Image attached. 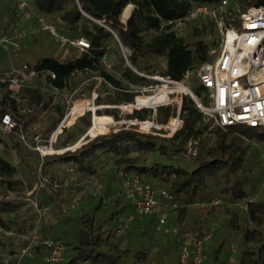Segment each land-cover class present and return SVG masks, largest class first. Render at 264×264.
Instances as JSON below:
<instances>
[{
    "label": "trees",
    "instance_id": "trees-1",
    "mask_svg": "<svg viewBox=\"0 0 264 264\" xmlns=\"http://www.w3.org/2000/svg\"><path fill=\"white\" fill-rule=\"evenodd\" d=\"M21 1L0 0V18L17 9ZM217 1L33 0L37 10L49 16L56 30L66 37V42L72 44V40L82 38L88 46L75 45L78 52L64 59L43 54L27 66L43 79L45 89H64L74 75L88 73L113 89L115 97L105 103L130 102L137 91L132 87L148 80L127 65L120 44L130 50L127 59L137 71L182 79L210 58L209 49L216 43L205 39V26L195 30L199 38L192 41L178 35L172 26L186 18L194 4ZM250 2L264 6V0ZM131 4L129 17L122 21V11ZM112 42L119 77L108 71L104 63ZM7 74V70L0 69V77ZM9 78L10 75L8 79H0L1 88L8 86ZM41 87V84L26 85L24 89L31 100L40 102ZM147 111H136L130 117L144 118ZM5 113L20 123L18 101L9 89L0 94V121ZM181 115L185 117L184 125L172 137L123 128L96 135L73 150L44 156L39 151L23 152L26 146L19 139L20 126L10 131L0 127L10 140L9 145L0 137L4 146L0 150V182L12 190L24 184L32 188L46 164L75 168L86 176L104 174L99 192L90 194L83 204L69 210L46 191L39 193L38 207H54L56 218L42 223L32 255L22 256V264H148L154 255L159 257L155 264H181L177 237H168L167 243L155 247L154 215L136 214L122 235L115 234L121 217L133 211L129 200L117 196L121 180L131 174L141 175L153 186L163 187L173 195L177 203L171 210L173 223L186 232L203 235L208 231L203 221L188 217L190 207L211 205L206 212L210 217L219 210L217 204H212L214 199L227 204L224 211L230 215L226 218L228 231L222 232L218 226L213 228L207 241L211 240L210 244H205L202 264H229L226 246L230 243V233L237 235L236 264H264V128L204 122L202 112L190 97L183 98ZM158 121L163 120L158 118ZM190 140L195 141L194 154L188 152ZM67 142V139L59 140L57 148L65 147ZM15 144L20 152L13 163L2 153L8 152L5 147ZM240 203L243 211L239 214L235 207ZM229 204L233 207L229 208ZM17 208L15 201L0 199V212L10 214ZM45 239L62 245L61 262L44 261L48 251L43 243Z\"/></svg>",
    "mask_w": 264,
    "mask_h": 264
},
{
    "label": "rangeland",
    "instance_id": "rangeland-1",
    "mask_svg": "<svg viewBox=\"0 0 264 264\" xmlns=\"http://www.w3.org/2000/svg\"><path fill=\"white\" fill-rule=\"evenodd\" d=\"M21 2L17 9L5 13L0 18V36H5L8 39L5 45H0L1 70H7V75L11 76L15 72L13 69H20L25 64L31 65L43 54L54 55L64 59L72 53L78 52L77 47L66 42V37L62 36L61 32L56 30L51 23V18L37 10L33 0H22ZM127 6L124 10L128 8L129 13L127 17L124 18V10L122 11V21H126L133 8V5ZM211 22L212 21L207 18H188L174 23L172 28L178 35L192 41L199 38V35L195 34V30L202 29L205 26V39L208 41L214 40L216 43V40L219 38V33L213 25V22L212 24ZM114 47L115 43L112 42V50L104 59V63L108 71L116 77H119V64H115L116 62H114ZM196 69L197 68H194L188 72V84L194 92L200 93L201 90L196 77ZM8 76H2L0 79H8ZM148 83H150V81L140 82L133 86L132 89H139L140 86ZM38 84L42 85L41 89L43 91V98L40 102L31 100L24 89L26 85ZM7 89H9L12 95L17 99L18 113L22 116L19 139H21L22 144L26 146L23 152L31 151L35 153L38 151L36 149V143L48 144L60 121L72 107H84V109L81 113H77L73 119L69 120L64 127V131H62L64 129L62 128L61 131L57 133L56 141L53 143L54 148L58 147L59 140L67 139L70 144H75L80 141V144H83L96 135L114 132V130L119 128L122 129L124 125L118 123V120L131 116L126 109L120 110L114 107V104L117 103H105L107 99L115 97L113 89L104 84L95 75L88 73H78L74 75L69 85L61 90L45 89L43 79L35 75L26 78L21 77L18 86L8 84L5 88L0 87V94ZM163 97L164 96L161 95L159 99ZM98 100H101L102 103H99ZM140 100L143 99L140 98ZM161 109L167 110V112L161 113L162 117L165 115H173L177 111V105L172 104L158 108L156 113L160 114L158 110ZM61 111H63V115ZM83 114H85L84 117H82ZM148 114L152 115L153 111L148 109L147 115ZM183 118L185 119V117ZM93 119L97 123L104 124V126L98 129L94 134L87 132L93 125ZM159 119L162 118L159 117ZM167 120L170 121V118ZM204 122L208 121L204 120ZM157 123L160 122L157 121ZM84 130L85 133L87 132L86 136L83 137L82 135V137L74 139L76 135ZM157 132L163 133V131ZM21 135H23V137ZM0 137L6 140L10 145V140L5 132L0 131ZM3 148L4 146L0 144V150ZM5 148L8 152L2 153L3 156L13 163H16L18 153L20 152L19 146L15 144ZM64 167L57 164H46L44 169H40L43 176L45 175L47 178L61 184L58 188H52L49 185L40 187L36 180L32 188L24 184L12 190L0 182V199H9L18 203L16 211L10 214L0 212L1 264H22L21 257L24 256L22 255V251L30 242H36L42 223L56 218L57 212L54 207L50 205L48 208L44 209L38 207V195L41 191L44 190L53 195L56 202L65 210L79 207L89 198L90 194H97L99 192L104 174L102 176H96L94 174L86 176L79 173L75 168L69 169ZM262 169V166L259 165L258 170L261 171ZM162 201L164 202V200ZM226 205L227 204L221 200V202L215 206L218 207L219 210L210 217L206 215V212L211 205H200L197 206V209L190 207L188 217L190 219H200L205 223L206 229L208 230H210V227L218 226L222 232L226 231L227 233L226 218H229L230 215L228 212L224 211ZM232 207L233 205L229 204V208ZM235 209L240 214L243 211V204H237ZM173 217L174 212L167 210L168 224L177 227V225L173 223ZM156 229L157 230L154 232V239L157 242L155 247L167 243L166 240L168 237L170 239L176 238L175 234L172 232H164L159 229L157 224ZM236 237L237 235L230 233V243L226 246V252L229 253V264L237 263L235 255L237 244ZM210 241L207 245L210 244ZM129 243L130 242L127 241V244ZM31 255L32 254H30V256ZM158 259L159 257L154 255V257L149 260L148 264H155Z\"/></svg>",
    "mask_w": 264,
    "mask_h": 264
},
{
    "label": "built area",
    "instance_id": "built-area-1",
    "mask_svg": "<svg viewBox=\"0 0 264 264\" xmlns=\"http://www.w3.org/2000/svg\"><path fill=\"white\" fill-rule=\"evenodd\" d=\"M188 18L210 19L219 33L216 44L209 49L210 58L196 69L201 92H194L190 88L188 72L182 79H174L167 74H145L137 71L128 62L127 55L130 54V50L120 44L127 65L150 83L136 89L132 101L117 103L114 107L120 110L126 109L130 115L145 109L153 111L152 115L148 114L144 118L128 116L118 120V123L124 125L122 129L132 128L141 133L172 137L184 125V118L181 115L184 97L193 99L205 120L211 121L213 125L242 124L264 128V6L254 5L250 0H218L215 4L196 3L184 19ZM7 42L8 39L5 36H0V45H5ZM71 43L80 48L88 46V42L82 38L72 40ZM13 70L15 72L9 78L10 85L18 86L21 77L35 75V72L26 64L20 69ZM161 95L164 97L159 99ZM142 96L146 99L140 100ZM172 104L177 105L175 114L162 117L161 114L156 113L158 107ZM72 110L73 107L62 118L48 144L36 143V149L42 156L73 150L81 145L78 141L61 148L53 147L57 133L73 116ZM159 117L163 121L156 125ZM168 118L170 121L166 120ZM17 126H20V123L10 113H5L1 117L0 127L2 129L10 131ZM157 131H163V133ZM194 144L195 141L188 142L189 153L196 152ZM38 185L40 187L49 185L52 188L61 186L60 183L42 174L39 176ZM117 196L129 200L133 211L121 217L115 227L116 235H122L126 231L136 214L154 215L159 229L176 235L180 263L202 264L205 244L210 239L215 226L203 235L170 226L167 220V210L177 207L173 195L163 187L153 186L138 174L128 175L121 180ZM219 203L220 199L212 201L215 205ZM34 243V241L30 242L23 249L22 255H30ZM43 243L48 249L44 255V261L59 263L64 259L63 247L60 243L51 239H45Z\"/></svg>",
    "mask_w": 264,
    "mask_h": 264
},
{
    "label": "bare ground",
    "instance_id": "bare-ground-1",
    "mask_svg": "<svg viewBox=\"0 0 264 264\" xmlns=\"http://www.w3.org/2000/svg\"><path fill=\"white\" fill-rule=\"evenodd\" d=\"M132 6V5H131ZM128 13H129V9L128 8H126L125 10H124V13H123V16H124V18L125 17H127V15H128ZM164 96V95H163ZM140 98H142L143 100H145L146 98H145V96H142V97H140ZM139 98V99H140ZM83 109H84V107H78V108H73V110H72V112H73V116L71 117V119H73V117L77 114V113H81L82 111H83ZM113 122V121H112ZM108 123V122H107ZM155 124H161V123H155ZM104 126V124H102V123H97L94 119H93V125L91 126V128H90V130L88 131V133L90 132V133H95L98 129H100L101 127H103Z\"/></svg>",
    "mask_w": 264,
    "mask_h": 264
},
{
    "label": "crops",
    "instance_id": "crops-1",
    "mask_svg": "<svg viewBox=\"0 0 264 264\" xmlns=\"http://www.w3.org/2000/svg\"><path fill=\"white\" fill-rule=\"evenodd\" d=\"M85 134V130L83 132H81L80 134L76 135V137L74 139H77L78 137H82V135L84 136ZM67 145H70L69 142H67Z\"/></svg>",
    "mask_w": 264,
    "mask_h": 264
},
{
    "label": "water",
    "instance_id": "water-1",
    "mask_svg": "<svg viewBox=\"0 0 264 264\" xmlns=\"http://www.w3.org/2000/svg\"><path fill=\"white\" fill-rule=\"evenodd\" d=\"M87 132H88V131H87ZM87 132L85 133V135H84V136H86V135H87ZM84 136H83V137H84Z\"/></svg>",
    "mask_w": 264,
    "mask_h": 264
}]
</instances>
